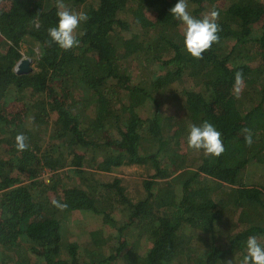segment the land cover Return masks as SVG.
<instances>
[{"label": "trees", "instance_id": "16d2710c", "mask_svg": "<svg viewBox=\"0 0 264 264\" xmlns=\"http://www.w3.org/2000/svg\"><path fill=\"white\" fill-rule=\"evenodd\" d=\"M65 3L88 16L69 51L46 44L55 0H0V264H240L264 245V0H188L220 13L199 60L176 0ZM205 120L219 157L186 146ZM133 164L134 191L105 176Z\"/></svg>", "mask_w": 264, "mask_h": 264}, {"label": "clouds", "instance_id": "9594fccd", "mask_svg": "<svg viewBox=\"0 0 264 264\" xmlns=\"http://www.w3.org/2000/svg\"><path fill=\"white\" fill-rule=\"evenodd\" d=\"M57 23L47 29L48 40L46 44L50 47L53 43L60 49L69 51L79 46L77 30L82 22L88 19L87 14L76 12L69 8L65 0H55ZM172 17L184 25L183 46L185 51L193 58H203L204 52L208 51L213 44L219 43L218 23L220 13L218 10H210L200 18L194 17L189 11L188 0H176L169 9ZM244 76L241 71H236L233 79L232 93L239 98L244 89ZM247 146L253 143L251 129L245 127L242 130ZM186 146L195 151H202L205 156L219 157L225 151L222 134L216 127L205 120L201 124H190L186 136ZM15 147L18 151H26L30 148L28 138L19 133L15 137ZM53 206L64 207L56 200L51 202ZM232 264V261H228ZM240 264H264V245L254 235L246 240L245 254Z\"/></svg>", "mask_w": 264, "mask_h": 264}, {"label": "rangeland", "instance_id": "374dc122", "mask_svg": "<svg viewBox=\"0 0 264 264\" xmlns=\"http://www.w3.org/2000/svg\"><path fill=\"white\" fill-rule=\"evenodd\" d=\"M143 167L142 166H138V165H123L121 167H118L116 169H114L113 171H109V172H105V176L110 178L114 175H122L124 176L125 182L129 185V188L131 190H135L134 188L139 187V178L140 176L143 174ZM252 172V171H251ZM248 172V173H251ZM48 175V169H45L44 172L42 173V176L47 177ZM82 221V219H81ZM80 223V221H79Z\"/></svg>", "mask_w": 264, "mask_h": 264}, {"label": "water", "instance_id": "95a60500", "mask_svg": "<svg viewBox=\"0 0 264 264\" xmlns=\"http://www.w3.org/2000/svg\"><path fill=\"white\" fill-rule=\"evenodd\" d=\"M28 59L27 58H23V59H21L19 62H18V64L16 65V69L18 70L19 68H20V66H21V64H22V62H26Z\"/></svg>", "mask_w": 264, "mask_h": 264}]
</instances>
